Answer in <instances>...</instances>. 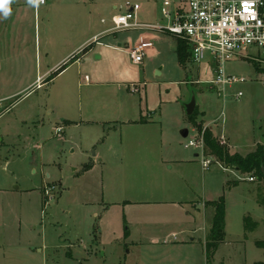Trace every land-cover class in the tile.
<instances>
[{
  "label": "rangeland",
  "instance_id": "rangeland-1",
  "mask_svg": "<svg viewBox=\"0 0 264 264\" xmlns=\"http://www.w3.org/2000/svg\"><path fill=\"white\" fill-rule=\"evenodd\" d=\"M125 1L140 5L138 21L166 24L160 0H0V264L264 263V248L255 245L264 242V179L227 166L204 144L202 152L183 146L201 136L185 112L194 98L196 122L217 140L225 135L230 153L264 147V49L226 63L247 80L223 98L202 81L207 57L201 66L189 57L183 67L167 32H153L142 64L121 49L138 30L83 42L110 28ZM118 100L131 107L129 117L154 123L124 130L100 122V102ZM65 113L98 122L64 127ZM126 135L138 146L114 156ZM194 153L187 164L163 160ZM203 157L211 159L207 168ZM222 197L225 238L206 254L212 209L203 202L204 224L202 208L191 204ZM246 216L253 231L244 230Z\"/></svg>",
  "mask_w": 264,
  "mask_h": 264
},
{
  "label": "built area",
  "instance_id": "built-area-1",
  "mask_svg": "<svg viewBox=\"0 0 264 264\" xmlns=\"http://www.w3.org/2000/svg\"><path fill=\"white\" fill-rule=\"evenodd\" d=\"M45 3L46 0H34L35 6ZM139 8L138 3L129 1L115 6L117 12L110 18L112 26L104 31H140L132 44H125L130 61L142 64L153 46L151 34L167 32L189 44L190 60L194 64L201 66L207 57L204 63L210 75L202 81L223 98L227 95V88L247 80L245 76L227 72L226 63L250 56L252 49H264V0H160L158 8L165 25L138 21ZM97 38L95 36L92 40L97 41ZM130 88L132 91L138 89L135 83ZM242 95L238 90L235 97ZM55 130L59 133L61 128ZM200 134L199 139L188 140L183 146H193L201 151L203 131ZM219 141L225 142L223 136ZM201 163L207 168L211 159L203 157ZM246 179L254 181L251 176Z\"/></svg>",
  "mask_w": 264,
  "mask_h": 264
},
{
  "label": "trees",
  "instance_id": "trees-1",
  "mask_svg": "<svg viewBox=\"0 0 264 264\" xmlns=\"http://www.w3.org/2000/svg\"><path fill=\"white\" fill-rule=\"evenodd\" d=\"M174 52L179 63L184 67L186 61L190 57V47L185 40L175 38ZM195 109L192 114L188 115L189 120L194 124V126L199 129L200 132L203 131V142L204 145L210 150V153L216 157L218 160H222L227 166L233 169L240 170L242 172H252L254 176L258 178H263L261 173V167L264 166V147L259 144L253 152L247 153L245 156L237 153H230L228 148L217 140L210 129H202V123L196 122ZM264 179V178H263ZM207 206L212 209V216L210 218V225L208 233L205 236L204 248L206 254L209 252L212 254L219 243L223 242L225 238V204L224 199L219 198L217 200L207 201ZM256 227V222L252 221L249 216L244 218V230L253 231ZM256 246L264 248V242H255ZM255 264H264L263 262H257Z\"/></svg>",
  "mask_w": 264,
  "mask_h": 264
},
{
  "label": "crops",
  "instance_id": "crops-1",
  "mask_svg": "<svg viewBox=\"0 0 264 264\" xmlns=\"http://www.w3.org/2000/svg\"><path fill=\"white\" fill-rule=\"evenodd\" d=\"M106 30V29H105ZM105 30H99L97 33H94V34H92L91 36H89L86 40H84L83 42H85V41H88V42H90V44H92V42L95 44H98L99 42H97V41H93L92 39H93V37H95V36H97L98 37V35L99 34H101V33H103ZM153 37H154V39L155 38H157L155 35H154V33L153 34H151ZM82 42V43H83ZM125 44H127V43H125ZM128 44H130V42H128ZM118 49H120V48H118ZM127 55H128V53L126 52V50L124 49V48H121ZM120 49V50H121ZM174 49V47H172V50ZM62 70V69H61ZM60 70V71H61ZM126 103V101L125 100H118L117 102H115V103H113V102H109V103H104V102H100V105L98 106V110L100 111L99 112V114L101 113L102 115L103 114H105L106 116V118H101V120H100V122H106V123H110V122H115L114 124L115 125H117V124H119L120 126H121V128L122 129H124V130H126V128L127 129H130V128H134V127H148V126H150L152 123H154V121H150L148 118H146V117H144L143 115L142 116H140V118H135V116L134 117H129V108H131V107H129L128 105H126L125 104ZM132 105H133V103H132ZM133 107V106H132ZM134 108V107H133ZM133 111V110H132ZM117 112L118 113H120V114H123L122 115V117H117L118 115H117ZM89 113L90 114H95V111H93V113H91V111H89ZM113 115H115V116H113ZM117 115V116H116ZM65 116L66 117H61V119H60V125L61 126H64V127H66V126H69V125H72V124H82L83 122H98L96 119H93L94 117H92L91 115H90V117H86V118H81V119H75V118H73L72 116H70V115H68V113L66 114L65 113ZM125 116H127V117H125ZM102 117H104V116H102ZM116 118V119H115ZM118 118H121V119H118ZM59 125V123H58V125L56 126V127H61ZM111 126H113V123H112V125ZM56 127H55V129H56ZM206 127H208L207 125H206ZM210 127V126H209ZM208 127V128H209ZM60 132H62V130H60ZM215 136V135H214ZM221 136H223V138L225 139L226 138V136L225 135H220V137ZM130 136L129 135H126L125 137H124V140H122L119 144H118V146H115V147H113V150H110V152L114 155V156H118L119 155V157L120 158H122V157H124L123 155L124 154H126L128 151H132V150H134V147H136V146H138V145H134L132 142H131V140H130V138H129ZM217 137V136H216ZM219 137V138H220ZM152 145H154L155 146V143L154 142H152V143H149L148 144V146H152ZM160 147H161V149L163 150L165 147L163 146V143H160ZM232 153V152H231ZM97 156H98V153H96V161H102L101 159L102 158H100V157H98L97 158ZM196 157H198V153H194V159H189V158H186V159H174V158H172V156H170L169 155V157H168V159H163L164 160V162L165 163H171V162H173V163H185V164H187V163H190V161H193V160H195V158ZM162 160V161H163ZM95 163V161H93L92 162V164H94ZM173 167V165L172 164H170V166H169V169L170 168H172ZM223 167V166H222ZM224 168V167H223ZM225 169H227V168H225ZM236 171V170H235ZM237 172V171H236ZM248 181H250V180H248ZM205 201H212L211 199L209 200V199H205L204 201H200L201 203H197L196 202V205L195 206H192V204H191V207H192V211H196V210H199V208H202V214H203V223L205 224V219H206V217H207V214H206V207H204L203 206V202H205ZM199 204L201 205L202 204V206H199ZM197 212V211H196ZM187 213H189V211L187 212ZM192 214V213H191Z\"/></svg>",
  "mask_w": 264,
  "mask_h": 264
},
{
  "label": "water",
  "instance_id": "water-1",
  "mask_svg": "<svg viewBox=\"0 0 264 264\" xmlns=\"http://www.w3.org/2000/svg\"><path fill=\"white\" fill-rule=\"evenodd\" d=\"M194 108H195V99L192 98L188 103L185 104V112L188 115H190V114H192V111L194 110ZM180 133H181L182 137H186L188 130L183 129L180 131ZM261 173H262V176L264 178V166L261 167Z\"/></svg>",
  "mask_w": 264,
  "mask_h": 264
}]
</instances>
